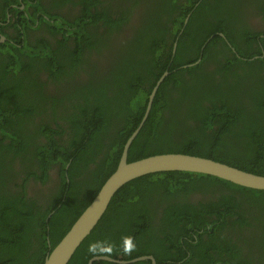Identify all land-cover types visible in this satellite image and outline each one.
Returning a JSON list of instances; mask_svg holds the SVG:
<instances>
[{
  "label": "trees",
  "instance_id": "16d2710c",
  "mask_svg": "<svg viewBox=\"0 0 264 264\" xmlns=\"http://www.w3.org/2000/svg\"><path fill=\"white\" fill-rule=\"evenodd\" d=\"M45 1L0 0V264L44 263L115 171L166 71L127 162L183 154L264 175V33L247 24V0L150 2L156 19L140 31L170 38L139 34L102 74L85 57L102 47L93 30L102 22L108 40L127 18L98 10L100 0ZM78 4L72 15L56 8ZM30 184L52 186L33 196ZM99 256L264 264V191L189 172L137 178L68 264Z\"/></svg>",
  "mask_w": 264,
  "mask_h": 264
},
{
  "label": "water",
  "instance_id": "95a60500",
  "mask_svg": "<svg viewBox=\"0 0 264 264\" xmlns=\"http://www.w3.org/2000/svg\"><path fill=\"white\" fill-rule=\"evenodd\" d=\"M184 22L186 23L187 19ZM220 36L223 35L220 34ZM3 41L4 38H0V43ZM175 48L176 43L173 53ZM168 75V71L164 72L153 87L140 124L126 140L115 171L106 179L91 203L72 224L64 237L46 256L43 264H68L82 242L104 216L115 194L127 183L146 175L173 171L189 172L215 177L244 188L264 191V175L248 173L211 159L183 154H162L127 162L129 148L147 120L158 87ZM146 260L151 264H156L152 256H142L130 261L99 256L90 259L88 264L100 261L113 264H134Z\"/></svg>",
  "mask_w": 264,
  "mask_h": 264
},
{
  "label": "flooded vegetation",
  "instance_id": "af4514ba",
  "mask_svg": "<svg viewBox=\"0 0 264 264\" xmlns=\"http://www.w3.org/2000/svg\"><path fill=\"white\" fill-rule=\"evenodd\" d=\"M57 0H47V2H54ZM73 1H79V0H73ZM146 1V5H143V3ZM163 1V0H161ZM250 4V6L246 9V6H244L242 9H244L248 13V20L247 24L249 23L250 29L253 30L255 33H264V0H247ZM41 2L45 7L48 6V3ZM135 2H137L135 4ZM150 2L152 5H159L160 0H100V4L97 5V9L100 10L101 8L107 12L109 15L112 16L114 20H117L118 18H127L122 24L119 25V27L115 30H112V32L109 34L107 33L108 40L105 39L104 32L105 27L102 26V22H98V26L96 30H93V32H97L102 40V47L99 51H86L85 57L88 59L90 63L89 68L97 70L96 74L103 73V70L106 68H110L114 62V60L119 55L129 54L132 52V48L128 49L133 45V41L137 40L139 37V34L150 33L151 35L154 33L159 34L156 30H146V31H140L142 26L146 24V21L150 22L152 19H156V17L153 16V14L150 13L149 8H151ZM182 5L186 4V1L183 0ZM181 5V6H182ZM261 5V9H258V6ZM148 6V7H147ZM61 11L62 15H68L69 13L76 14V12L81 8V6L78 5H58L56 7ZM152 9V8H151ZM170 9V6H169ZM189 17V16H188ZM188 17L185 18L188 21ZM169 18L163 17L160 19L161 23L167 24ZM184 20V21H185ZM187 23V22H186ZM184 22V24H186ZM169 32H165L163 34H159L160 36H163L165 40L168 38ZM238 34H235L236 36ZM47 38L45 34H43ZM264 36L260 35L258 36L257 40L262 38ZM1 36L0 38H2ZM4 38V37H3ZM170 38V36H169ZM168 38V39H169ZM5 42V38L4 41ZM176 42H173L172 47L174 48ZM89 71V69H80L76 73L73 71V74L76 75V80L79 82H85L89 79V73H85ZM42 77V76H41ZM50 174L54 175L55 171H50ZM52 185H45V188L39 187H33L32 184H30V187H33V196L37 194L40 190L43 191L44 194H46ZM45 191V192H44ZM29 196L31 197V192H29ZM245 231V230H244ZM255 233H258L257 230L254 231ZM244 247V246H242ZM263 249V247H262ZM258 250V248L256 249ZM255 250V251H256Z\"/></svg>",
  "mask_w": 264,
  "mask_h": 264
},
{
  "label": "clouds",
  "instance_id": "9594fccd",
  "mask_svg": "<svg viewBox=\"0 0 264 264\" xmlns=\"http://www.w3.org/2000/svg\"><path fill=\"white\" fill-rule=\"evenodd\" d=\"M3 43V42H2Z\"/></svg>",
  "mask_w": 264,
  "mask_h": 264
}]
</instances>
